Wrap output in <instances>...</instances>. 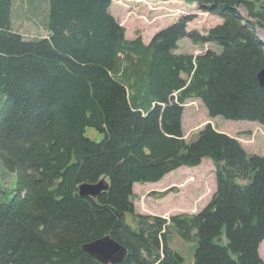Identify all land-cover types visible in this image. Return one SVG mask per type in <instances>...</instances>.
<instances>
[{
    "label": "trees",
    "instance_id": "trees-1",
    "mask_svg": "<svg viewBox=\"0 0 264 264\" xmlns=\"http://www.w3.org/2000/svg\"><path fill=\"white\" fill-rule=\"evenodd\" d=\"M182 1L222 23L203 36L183 18L145 45L126 39L113 0H48V37L26 40L14 0H0V162L17 177L0 202V264H101L83 246L105 237L127 250L122 264H186L173 236L195 247L193 264H264V156L211 125L188 142L182 127L191 100L212 119L264 126V0ZM183 39L217 50L177 54ZM205 159L216 192L199 214L135 212L136 184ZM103 179L108 192L79 195Z\"/></svg>",
    "mask_w": 264,
    "mask_h": 264
},
{
    "label": "rangeland",
    "instance_id": "rangeland-1",
    "mask_svg": "<svg viewBox=\"0 0 264 264\" xmlns=\"http://www.w3.org/2000/svg\"><path fill=\"white\" fill-rule=\"evenodd\" d=\"M46 1L14 0V28L26 40L48 37ZM111 9L113 17L125 29L126 39L141 38L145 45H149L156 34L183 18H192L187 25L188 33L197 31L203 36L222 23L219 17L204 13L196 5H187L182 0L165 3L154 0H113ZM239 12L246 20L249 19L246 9L240 7ZM256 31L264 43V28L258 26ZM178 46L177 54L180 55L200 56L208 50H217L211 45H194L189 39H183ZM5 102L6 98L0 94V111ZM184 113L183 132L186 141L196 140L199 132L211 125L219 133L236 139L248 155L264 156V126L247 121L212 119L198 100L188 101ZM87 137L96 142L102 140V136L93 130L87 131ZM215 172L212 161L205 159L200 166L183 167L157 184H136L133 190L135 212L167 220L177 215H197L210 203L216 192ZM16 189V174L6 171L0 162V202H9L15 196ZM127 223L133 229L136 228L131 215L127 217ZM171 248L186 260V264L194 263V246L173 236ZM259 254L264 261V242Z\"/></svg>",
    "mask_w": 264,
    "mask_h": 264
},
{
    "label": "water",
    "instance_id": "water-1",
    "mask_svg": "<svg viewBox=\"0 0 264 264\" xmlns=\"http://www.w3.org/2000/svg\"><path fill=\"white\" fill-rule=\"evenodd\" d=\"M258 82L264 89V69L258 74ZM110 185L103 179L97 184H83L79 187L81 197L97 199L103 193L108 192ZM83 251L101 264H122L128 255L127 250L110 237L83 246Z\"/></svg>",
    "mask_w": 264,
    "mask_h": 264
},
{
    "label": "crops",
    "instance_id": "crops-1",
    "mask_svg": "<svg viewBox=\"0 0 264 264\" xmlns=\"http://www.w3.org/2000/svg\"><path fill=\"white\" fill-rule=\"evenodd\" d=\"M111 11H112V9H111ZM47 38V37H46ZM43 39V38H42ZM152 39V38H151ZM127 40H129V41H133V39H127ZM145 44V43H144ZM146 45H148V44H146ZM184 118H185V113H184V116H183V120H182V127H183V130H184Z\"/></svg>",
    "mask_w": 264,
    "mask_h": 264
}]
</instances>
